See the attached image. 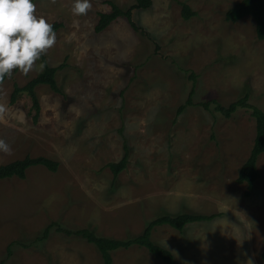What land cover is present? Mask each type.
Masks as SVG:
<instances>
[{
	"label": "rangeland",
	"instance_id": "rangeland-1",
	"mask_svg": "<svg viewBox=\"0 0 264 264\" xmlns=\"http://www.w3.org/2000/svg\"><path fill=\"white\" fill-rule=\"evenodd\" d=\"M108 1L123 9L135 2L90 0L91 9L76 16L73 0H33L38 17L62 25L32 71L14 70L0 82V139L11 149L0 151V164L45 155L58 167L33 165L24 178L0 179L1 264H101L94 244L57 227L127 238L156 216L182 211L217 215L181 231L153 228L150 239L178 264H264V151L249 195L237 181L255 119L248 107L229 117L214 108L247 93L264 110V39L254 18H227L239 0H181L195 11L188 19L178 1L152 0L132 10L138 29L121 15L96 31ZM44 62L63 64L55 72L60 92L35 86L34 119L26 91L10 97ZM191 90L193 102L178 112ZM123 139L128 162L114 177L108 163L123 155ZM112 256L113 264H165L137 244Z\"/></svg>",
	"mask_w": 264,
	"mask_h": 264
},
{
	"label": "trees",
	"instance_id": "trees-1",
	"mask_svg": "<svg viewBox=\"0 0 264 264\" xmlns=\"http://www.w3.org/2000/svg\"><path fill=\"white\" fill-rule=\"evenodd\" d=\"M176 1L181 4V15L185 19L190 18L195 13V11L192 10L187 3L181 0ZM108 2L111 5V9L109 11H102L99 13V19L94 27L96 31H101L121 15H124L129 19L130 24L134 29H138L139 27L137 23L132 19L133 8H148L152 4V0H135V2L128 8L123 9L113 1ZM246 14H249L254 18L256 36L260 39H264V0H239L226 11L227 18L232 20H237ZM49 23L53 25L54 31H56L62 25L61 21H53ZM41 57L43 60V55ZM61 64L59 66L63 65ZM59 66H52L44 62L43 70L39 71L36 76L33 77V79L31 78L26 84L22 86H18L16 84L14 85L10 101H15L17 96L22 91H26L31 98L32 104L30 106H32V109L35 112L33 118H37L38 113L40 112V106L37 94L35 92V86L38 84H48L53 90L60 92V88L58 87L55 79V72ZM191 93L192 90L186 97L187 99L185 102L179 105L178 112H181L186 104L193 102L190 98ZM210 102L211 101H204L200 104H202L205 108H209ZM239 106L250 108L251 114L255 119L254 142L247 158L239 167L237 175L238 182L246 183L245 194L249 195L253 190L255 180L260 176V171L257 166V158L258 155L264 151V110L248 102L247 93H244L241 97L231 101L226 106L216 104L214 108L215 110L220 111L224 116L229 117ZM128 152V145L126 140L123 139V155L118 161H111L108 163V166L110 167L114 177H116L120 170L126 166L128 162ZM33 165H42L51 171H55L58 167V161L45 155H26L21 159L0 164V179L12 176L24 178L27 168ZM215 215H217V213L206 214L190 211H182L174 215L162 214L152 218L149 222H147L140 233L127 238H114L100 235L97 234L94 229L88 226L75 229L62 228L60 226L57 228L58 230L65 231L67 234L80 235L86 238L87 242L94 244L101 255V264H113L112 252L118 248H127L133 244L144 246L149 252L159 256L165 264H178L173 252L169 248L150 239L153 228L158 224H168L171 227L181 231L189 222L210 219ZM50 225L51 224L45 226L42 237H46L48 235ZM261 258L264 260V249L261 252Z\"/></svg>",
	"mask_w": 264,
	"mask_h": 264
},
{
	"label": "clouds",
	"instance_id": "clouds-1",
	"mask_svg": "<svg viewBox=\"0 0 264 264\" xmlns=\"http://www.w3.org/2000/svg\"><path fill=\"white\" fill-rule=\"evenodd\" d=\"M91 7L90 0H73L71 12L85 15ZM35 12L33 0H0V82L17 69L27 75L41 56L55 46L53 25ZM39 68L42 71L44 64ZM4 111L0 105V113ZM0 151H11L3 139H0ZM247 264H253L252 259Z\"/></svg>",
	"mask_w": 264,
	"mask_h": 264
}]
</instances>
